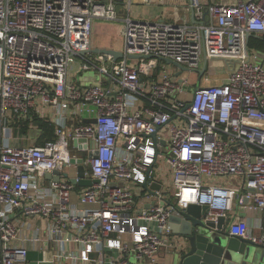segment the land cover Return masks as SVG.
<instances>
[{"label":"built area","instance_id":"2783aa9c","mask_svg":"<svg viewBox=\"0 0 264 264\" xmlns=\"http://www.w3.org/2000/svg\"><path fill=\"white\" fill-rule=\"evenodd\" d=\"M134 1L154 0H0V264H30L31 245L54 250L35 264H159L193 204L264 246L248 218L264 214V53L246 41L264 35V0H181L156 20ZM95 20L123 22V58L89 52ZM90 66L106 79L83 86ZM35 116L56 137L12 145Z\"/></svg>","mask_w":264,"mask_h":264},{"label":"water","instance_id":"95a60500","mask_svg":"<svg viewBox=\"0 0 264 264\" xmlns=\"http://www.w3.org/2000/svg\"><path fill=\"white\" fill-rule=\"evenodd\" d=\"M252 34H247L248 43ZM89 52L111 54L114 59L123 58V52L114 49L92 48ZM87 51L82 52V54ZM169 64H173L181 69L184 67L165 59ZM204 68L200 70L202 74ZM176 75H179L177 73ZM86 122L95 120L86 119ZM84 140V139H81ZM81 140H74L77 146ZM72 163H79L78 175L82 177L79 181L80 186L92 184V180L85 179V167L82 165L83 159H73ZM46 180L59 181L60 170L47 173ZM76 183V179H71ZM154 189H160V184L155 183ZM208 207L193 204L186 210H180L171 215L170 226L175 235L172 242L171 256L167 264H264V248L250 240L233 236L229 233V221L226 217L220 216L213 220L209 216Z\"/></svg>","mask_w":264,"mask_h":264},{"label":"rangeland","instance_id":"374dc122","mask_svg":"<svg viewBox=\"0 0 264 264\" xmlns=\"http://www.w3.org/2000/svg\"><path fill=\"white\" fill-rule=\"evenodd\" d=\"M135 5L132 8V16L139 18L140 20H152V19H159L158 15L161 13V7L156 5H145L138 1H134ZM123 22L117 21H103V20H95L93 23V30H92V47L93 48H100V49H118L122 50L123 48V38L120 34V26L122 27ZM246 54H249V51L246 50ZM89 60V58H87ZM259 59H264V54H259ZM81 60V59H79ZM70 70V80L77 82V71H79L78 64L74 65ZM171 69H175V66L169 65ZM218 71H222L219 68ZM220 74H222L220 72ZM224 75H217L215 77V81L223 79ZM101 79L105 80L106 76L99 73L96 69L92 66L86 70H82L80 73V83L83 86H94L99 85ZM71 175H75V170H69ZM160 181L158 170L156 169L155 175ZM229 182H236L237 179L233 177H228L225 179ZM131 244V242H130ZM134 254V253H133ZM132 254V261L136 263V258ZM46 264V263H43Z\"/></svg>","mask_w":264,"mask_h":264},{"label":"crops","instance_id":"0c3cea01","mask_svg":"<svg viewBox=\"0 0 264 264\" xmlns=\"http://www.w3.org/2000/svg\"><path fill=\"white\" fill-rule=\"evenodd\" d=\"M185 1V0H183ZM181 2V0H154L152 3L145 4V5H156L161 7V13L158 15V17H168L171 15V11L173 9V4H177ZM155 20V19H152ZM120 34H121V26H120ZM122 35V34H121ZM122 37V36H121ZM118 50V49H114ZM121 51V50H120ZM264 53V52H263ZM40 131L37 126H33L27 134H23L20 131H16L14 135L18 137L17 139H12L11 144L15 146H23V145H35L37 144V140L39 137ZM14 136V137H15ZM74 200L77 201L76 195H74ZM248 218L250 219V227L253 230L255 234H259L261 232L260 230V224L264 226V214H258V213H250L248 215ZM31 227L37 226L39 224H42L41 219L39 218H32L30 220ZM264 248V246H262ZM67 250H76V246L74 244H69L66 247ZM171 249L166 250L162 255L160 259L159 264H167L170 256H171ZM30 264H35L38 260L48 259L52 253L54 252L53 247L51 245H47L46 247H42L38 249V247H35L34 245L30 246ZM46 264H77L74 261H65L64 263H61L59 261H55L54 263L46 262Z\"/></svg>","mask_w":264,"mask_h":264},{"label":"trees","instance_id":"16d2710c","mask_svg":"<svg viewBox=\"0 0 264 264\" xmlns=\"http://www.w3.org/2000/svg\"><path fill=\"white\" fill-rule=\"evenodd\" d=\"M248 47L250 49H256V50L264 52V35H260V36L252 35L249 38ZM33 123L35 126L38 127L40 131L37 144H41L45 140L54 139L56 137L55 132H54L55 130L54 126L49 119H44V118L35 116L33 118ZM31 128L32 127L30 125V121H27L22 125L20 132H22L23 134H27Z\"/></svg>","mask_w":264,"mask_h":264}]
</instances>
